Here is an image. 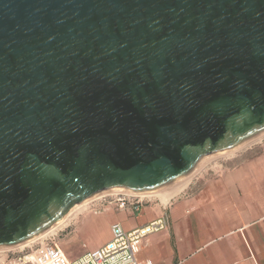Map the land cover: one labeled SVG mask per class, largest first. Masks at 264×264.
I'll list each match as a JSON object with an SVG mask.
<instances>
[{
    "label": "water",
    "instance_id": "obj_1",
    "mask_svg": "<svg viewBox=\"0 0 264 264\" xmlns=\"http://www.w3.org/2000/svg\"><path fill=\"white\" fill-rule=\"evenodd\" d=\"M264 132V0H0V247Z\"/></svg>",
    "mask_w": 264,
    "mask_h": 264
},
{
    "label": "crops",
    "instance_id": "obj_2",
    "mask_svg": "<svg viewBox=\"0 0 264 264\" xmlns=\"http://www.w3.org/2000/svg\"><path fill=\"white\" fill-rule=\"evenodd\" d=\"M220 168L202 173L168 204L146 201L139 211L131 206L86 215L81 232L93 220H108L110 239L114 223L130 231L166 216L168 227L142 240L138 258L145 264H264V148L249 149Z\"/></svg>",
    "mask_w": 264,
    "mask_h": 264
},
{
    "label": "rangeland",
    "instance_id": "obj_3",
    "mask_svg": "<svg viewBox=\"0 0 264 264\" xmlns=\"http://www.w3.org/2000/svg\"><path fill=\"white\" fill-rule=\"evenodd\" d=\"M264 148V135L260 138L255 139L254 141L248 143L246 146H243L234 152L227 155H216L211 156L206 159L203 165L200 166L195 175L191 177L188 184L180 191L177 195L168 200L166 204L175 199L176 197L183 194V191L188 188L189 184L195 182L199 176L205 173L216 174L220 171V165L226 163L232 158L238 157L247 150H262ZM177 182V181H175ZM173 185L170 183L168 186ZM126 193H115L103 195L99 198L91 199L88 204L80 212L75 213L70 217L69 220L62 223L58 226L53 232H50L49 235H46L31 244L24 247H12L2 249L0 247V263L4 264H32L31 256L36 250L43 244L46 239L53 240L56 245L62 250L65 256L69 259H74L81 254H83L88 249L97 248L100 243L109 239L110 236V227L109 221L105 220L99 224L93 220L92 224L88 227L86 231L81 232V223L86 215L101 216L107 213H117L120 210L131 209L126 201L124 202L121 199L125 196ZM146 204H155L160 201L157 197H145ZM71 210V209H70ZM69 210V211H70ZM68 211V212H69ZM136 216H132L135 218ZM82 233V234H81ZM46 237V238H45ZM84 245H81L82 242Z\"/></svg>",
    "mask_w": 264,
    "mask_h": 264
},
{
    "label": "built area",
    "instance_id": "obj_4",
    "mask_svg": "<svg viewBox=\"0 0 264 264\" xmlns=\"http://www.w3.org/2000/svg\"><path fill=\"white\" fill-rule=\"evenodd\" d=\"M121 199L136 211L145 202V197L137 195L126 194ZM167 227L166 216L153 219L130 231H125L120 224L114 223L111 226V238L106 243L96 249L87 250L74 259L67 258L53 240L46 239L32 254V264H145L138 258L142 240Z\"/></svg>",
    "mask_w": 264,
    "mask_h": 264
},
{
    "label": "bare ground",
    "instance_id": "obj_5",
    "mask_svg": "<svg viewBox=\"0 0 264 264\" xmlns=\"http://www.w3.org/2000/svg\"><path fill=\"white\" fill-rule=\"evenodd\" d=\"M262 135H264V132L262 134H260L259 136H256L255 138H252L248 141H245L243 143H241L240 145H238L237 147H235L234 149L231 150H226L223 151L221 153L212 155V156H216V155H227L230 154L232 152H234L235 150L246 146L248 143L254 141L257 138H260ZM211 156L205 157L204 159H202L198 165L195 167V169H193L190 173H188L187 175L178 178L176 181L174 182V184L168 186H163V187H158V188H153L150 190H145V191H133V190H128V189H110V190H104L101 191L89 198H87L86 200L79 202L77 204H75L71 210L69 212H67L61 219L57 220L56 222H54L53 224H51L50 226H48L47 228H45L43 231L37 233L36 235L13 245H9V246H4L1 247L2 249L5 248H10L12 249V247H24L27 246L29 244H31L32 242L46 236L49 235L50 232H53L58 226H60L62 223L66 222L67 220L70 219V217L72 215H74L75 213L77 214V212H80L82 209H84V207L88 204V202L91 199L94 198H98L100 196L103 195H107V194H115V193H126L129 195H137V196H141V197H157L159 199V201L162 204H166L168 202L169 199H171L172 197H174L175 195H177L180 191H182V189L188 184V182L190 181L191 177H193L196 173V171H198V169L200 168L201 165H203V163L206 161L207 158H209ZM92 201V200H91ZM51 234V233H50ZM46 238V237H45ZM43 239V238H42Z\"/></svg>",
    "mask_w": 264,
    "mask_h": 264
}]
</instances>
